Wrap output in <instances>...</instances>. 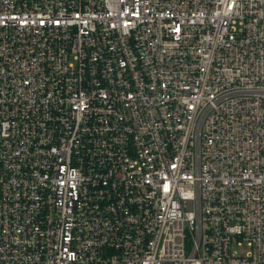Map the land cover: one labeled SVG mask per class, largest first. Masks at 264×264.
Returning a JSON list of instances; mask_svg holds the SVG:
<instances>
[{
  "label": "built area",
  "instance_id": "2783aa9c",
  "mask_svg": "<svg viewBox=\"0 0 264 264\" xmlns=\"http://www.w3.org/2000/svg\"><path fill=\"white\" fill-rule=\"evenodd\" d=\"M0 264H264V0H0Z\"/></svg>",
  "mask_w": 264,
  "mask_h": 264
},
{
  "label": "rangeland",
  "instance_id": "374dc122",
  "mask_svg": "<svg viewBox=\"0 0 264 264\" xmlns=\"http://www.w3.org/2000/svg\"><path fill=\"white\" fill-rule=\"evenodd\" d=\"M242 252H244V250L242 249Z\"/></svg>",
  "mask_w": 264,
  "mask_h": 264
}]
</instances>
